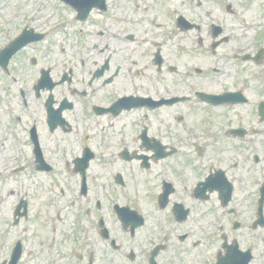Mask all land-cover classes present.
<instances>
[{"label": "flooded vegetation", "instance_id": "1", "mask_svg": "<svg viewBox=\"0 0 264 264\" xmlns=\"http://www.w3.org/2000/svg\"><path fill=\"white\" fill-rule=\"evenodd\" d=\"M128 3L0 65V264H264V19L197 0L158 41Z\"/></svg>", "mask_w": 264, "mask_h": 264}, {"label": "rangeland", "instance_id": "2", "mask_svg": "<svg viewBox=\"0 0 264 264\" xmlns=\"http://www.w3.org/2000/svg\"><path fill=\"white\" fill-rule=\"evenodd\" d=\"M129 2V0H124ZM140 5L138 8L134 6L133 3H128L129 10H134L139 12L136 14L137 21H140L147 30L150 29L148 22L153 21V23L162 25V30L158 31L160 36L158 41H163V38L173 37L177 33H172L174 30L173 24L170 20H175V14L173 9H179L192 18L195 15H203V11L198 9L192 0H139ZM236 5L242 7V17L244 15L248 16L247 21H259L261 18L264 19V0H230ZM137 5V2H136ZM13 10H20L19 18L17 22H12L10 18V13ZM144 11H147L145 13ZM213 13V12H212ZM218 16L219 13L215 11L213 16ZM24 16V17H23ZM74 13L71 12V8H67L61 0H0V50L4 46H7L19 33L15 34L21 27L30 23L33 20L42 21L49 17H52L54 21L64 22L68 25L69 33L71 30V21L73 20ZM264 29V28H263ZM14 34V35H13ZM13 35V36H11ZM11 36V37H10ZM9 37V38H8ZM250 37V36H249ZM7 39V40H6ZM1 86V84H0ZM1 88V87H0ZM238 148L239 146H235ZM238 154V153H236ZM234 158L239 163L244 157L240 155L234 156ZM196 168V167H195ZM233 175L240 173V169L232 170ZM62 176H67V173H62ZM143 180H150V176L146 175L142 177ZM140 177L139 180L142 179ZM240 188L243 185L239 184ZM3 190V189H2ZM199 217L195 216V219L189 221L184 228L198 230L202 224ZM207 253L209 248H204ZM213 250V249H212ZM209 252L207 255H211Z\"/></svg>", "mask_w": 264, "mask_h": 264}, {"label": "water", "instance_id": "3", "mask_svg": "<svg viewBox=\"0 0 264 264\" xmlns=\"http://www.w3.org/2000/svg\"><path fill=\"white\" fill-rule=\"evenodd\" d=\"M66 3L73 5L76 7L80 12L87 14L92 6L89 3V0H65Z\"/></svg>", "mask_w": 264, "mask_h": 264}]
</instances>
